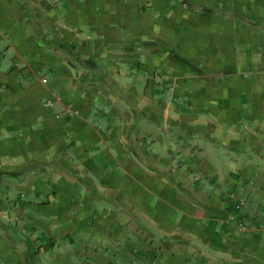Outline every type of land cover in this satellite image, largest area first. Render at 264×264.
<instances>
[{
  "label": "crops",
  "instance_id": "obj_1",
  "mask_svg": "<svg viewBox=\"0 0 264 264\" xmlns=\"http://www.w3.org/2000/svg\"><path fill=\"white\" fill-rule=\"evenodd\" d=\"M0 264H264V0H0Z\"/></svg>",
  "mask_w": 264,
  "mask_h": 264
},
{
  "label": "built area",
  "instance_id": "obj_2",
  "mask_svg": "<svg viewBox=\"0 0 264 264\" xmlns=\"http://www.w3.org/2000/svg\"><path fill=\"white\" fill-rule=\"evenodd\" d=\"M44 105H50V103H49L48 101H46V102L44 103ZM232 196H233V194H232ZM233 197H234V196H233ZM245 201H246V200H244L243 198H238V199H236V202H238L239 206H240V205L243 206V205L245 204Z\"/></svg>",
  "mask_w": 264,
  "mask_h": 264
}]
</instances>
